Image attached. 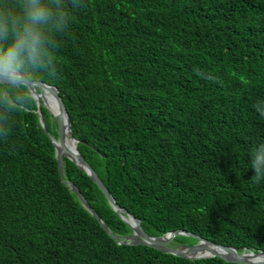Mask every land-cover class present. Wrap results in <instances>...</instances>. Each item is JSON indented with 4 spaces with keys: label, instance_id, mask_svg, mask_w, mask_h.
Here are the masks:
<instances>
[{
    "label": "trees",
    "instance_id": "16d2710c",
    "mask_svg": "<svg viewBox=\"0 0 264 264\" xmlns=\"http://www.w3.org/2000/svg\"><path fill=\"white\" fill-rule=\"evenodd\" d=\"M83 3H69L54 65L33 80L57 89L79 155L147 235L264 252V180L250 168L264 143V0ZM35 110L0 136V264H234L118 245L61 183L56 124L40 105L46 135ZM62 178L130 234L65 158Z\"/></svg>",
    "mask_w": 264,
    "mask_h": 264
},
{
    "label": "clouds",
    "instance_id": "9594fccd",
    "mask_svg": "<svg viewBox=\"0 0 264 264\" xmlns=\"http://www.w3.org/2000/svg\"><path fill=\"white\" fill-rule=\"evenodd\" d=\"M69 3L84 6L83 0H0V136L8 135L13 114L28 110L33 80L52 69L57 37L69 30ZM250 168L254 182L264 180V143L252 150Z\"/></svg>",
    "mask_w": 264,
    "mask_h": 264
},
{
    "label": "water",
    "instance_id": "95a60500",
    "mask_svg": "<svg viewBox=\"0 0 264 264\" xmlns=\"http://www.w3.org/2000/svg\"><path fill=\"white\" fill-rule=\"evenodd\" d=\"M31 93L32 99L34 100L36 106L35 115L38 119L40 127L43 129L45 134L47 135V132L44 128L43 119L39 112L40 105H42V107L52 116L56 124V138L54 139L49 135L47 136L53 146L57 172L61 183L68 187L69 191L75 195L82 208L98 222L106 234L118 245L146 246L163 254H169L189 260L217 257L224 262L234 264H264V252L259 251L254 253L251 251L242 250L240 253H238L232 247L214 244L193 233L183 230L168 232L157 237L147 235L142 230L140 221L115 203L107 189L104 187L103 183L77 152V141L74 139L73 134L70 131L68 115L65 111L63 103L58 97L57 89L53 86L33 81L31 84ZM46 94L50 97V103H52L54 109L53 111L50 110L49 106L44 100ZM66 140L70 141L71 149L66 146ZM63 158L73 163L76 168L82 171L92 181V183L98 188L105 198L110 209L129 228V235L123 237H117L113 235L109 229L106 228L104 222L89 207L85 198L81 195L78 189L72 183L63 180ZM178 236L191 238L195 242L192 245H172L173 239Z\"/></svg>",
    "mask_w": 264,
    "mask_h": 264
},
{
    "label": "bare ground",
    "instance_id": "6f19581e",
    "mask_svg": "<svg viewBox=\"0 0 264 264\" xmlns=\"http://www.w3.org/2000/svg\"><path fill=\"white\" fill-rule=\"evenodd\" d=\"M44 100L46 101V103L49 106L50 110L53 111L54 109H53L52 103H50L49 95L46 94L45 97H44ZM65 143H66V146L71 149L70 141L66 140Z\"/></svg>",
    "mask_w": 264,
    "mask_h": 264
},
{
    "label": "flooded vegetation",
    "instance_id": "af4514ba",
    "mask_svg": "<svg viewBox=\"0 0 264 264\" xmlns=\"http://www.w3.org/2000/svg\"><path fill=\"white\" fill-rule=\"evenodd\" d=\"M172 245H174V244H172Z\"/></svg>",
    "mask_w": 264,
    "mask_h": 264
},
{
    "label": "rangeland",
    "instance_id": "374dc122",
    "mask_svg": "<svg viewBox=\"0 0 264 264\" xmlns=\"http://www.w3.org/2000/svg\"><path fill=\"white\" fill-rule=\"evenodd\" d=\"M185 245V244H184Z\"/></svg>",
    "mask_w": 264,
    "mask_h": 264
}]
</instances>
